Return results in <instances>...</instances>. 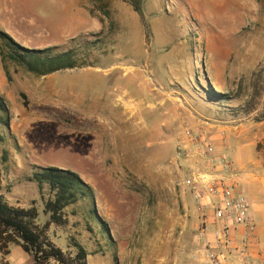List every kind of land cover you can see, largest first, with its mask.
<instances>
[{
	"label": "rangeland",
	"instance_id": "1",
	"mask_svg": "<svg viewBox=\"0 0 264 264\" xmlns=\"http://www.w3.org/2000/svg\"><path fill=\"white\" fill-rule=\"evenodd\" d=\"M0 18L23 49H51L40 62L62 55L39 75L0 40L5 199L36 207L43 225L47 190L33 177L71 171L84 194L66 227L49 228L55 245L76 240L87 264H196L200 220L175 143L183 125L217 136L243 123L229 144L240 176L247 160L264 163V0H145L142 16L122 0H0Z\"/></svg>",
	"mask_w": 264,
	"mask_h": 264
},
{
	"label": "built area",
	"instance_id": "2",
	"mask_svg": "<svg viewBox=\"0 0 264 264\" xmlns=\"http://www.w3.org/2000/svg\"><path fill=\"white\" fill-rule=\"evenodd\" d=\"M218 136L205 127L183 125L175 143L182 171L180 185L190 194L200 220L195 262L249 264L247 255L256 224L224 131ZM238 227H243L245 234L235 246L233 233Z\"/></svg>",
	"mask_w": 264,
	"mask_h": 264
},
{
	"label": "trees",
	"instance_id": "3",
	"mask_svg": "<svg viewBox=\"0 0 264 264\" xmlns=\"http://www.w3.org/2000/svg\"><path fill=\"white\" fill-rule=\"evenodd\" d=\"M128 3L138 15H143L145 0H122ZM0 40L5 41L14 51L10 58L17 61L29 71L39 75H46L60 69L62 55L46 56L43 62L38 59L39 54L48 53L44 50H27L17 45L7 34L0 31ZM26 54H20L19 51ZM0 56L4 60V52L0 49ZM8 110L0 95V128L8 125ZM260 121V120H259ZM4 137L0 135V143ZM3 159L7 153L3 151ZM3 171L0 169V256H9L12 246L19 247L27 254L33 264H87V253L76 240L68 239L65 249L55 245L49 236V228L63 229L68 224L65 211L76 204L83 196V186L80 178L73 172L57 168H48L43 173H36L33 180L37 183L40 194L47 190V199L43 197L42 214L47 221L41 225L39 212L34 206L24 209L11 205L3 195L1 181ZM7 264V263H5Z\"/></svg>",
	"mask_w": 264,
	"mask_h": 264
},
{
	"label": "crops",
	"instance_id": "4",
	"mask_svg": "<svg viewBox=\"0 0 264 264\" xmlns=\"http://www.w3.org/2000/svg\"><path fill=\"white\" fill-rule=\"evenodd\" d=\"M1 27L2 24H0V29L2 30ZM260 124H264V121H261ZM243 125V123H240L236 126L225 127L218 125L216 127L218 128V132L224 131L227 142L230 144L232 140L242 135ZM214 137L219 138L218 134ZM247 167L249 168L248 173L241 174L240 177L241 186L244 194L245 191L248 193L247 198L250 204V214L256 224V234L248 250V263L264 264V163H262V159H259L255 164L251 160H247L246 163H243L240 166L242 170ZM244 234L245 229L243 227H238L234 231L233 237L235 246L241 242ZM14 249H16L15 252L17 255L15 264H33L31 258L16 246L10 248V255L7 264H13V260L10 256Z\"/></svg>",
	"mask_w": 264,
	"mask_h": 264
},
{
	"label": "bare ground",
	"instance_id": "5",
	"mask_svg": "<svg viewBox=\"0 0 264 264\" xmlns=\"http://www.w3.org/2000/svg\"><path fill=\"white\" fill-rule=\"evenodd\" d=\"M121 69H123V71L125 70V71H127L129 68H127V67H121ZM118 102L120 103V105L123 107V109H124V115H133L134 114V107H133V105L131 104V103H127V102H125V101H123L122 99H119L118 100ZM126 123V122H125ZM79 132L78 131H76V130H72L71 132H70V135H74V134H78ZM85 141V140H84ZM71 142V141H70ZM78 146V145H77ZM79 146H81V145H79ZM85 146V145H84ZM87 146V145H86Z\"/></svg>",
	"mask_w": 264,
	"mask_h": 264
}]
</instances>
